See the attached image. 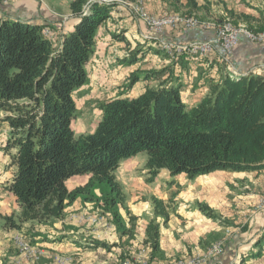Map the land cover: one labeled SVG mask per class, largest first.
<instances>
[{"label":"trees","instance_id":"obj_1","mask_svg":"<svg viewBox=\"0 0 264 264\" xmlns=\"http://www.w3.org/2000/svg\"><path fill=\"white\" fill-rule=\"evenodd\" d=\"M134 1L71 0L69 9L76 20L57 48L43 34L44 24L0 15V110L9 125L4 151L15 166L5 189L20 207L18 215L2 216L4 227L22 230L26 222L62 218L66 205L80 195L92 194L95 185L107 187L106 209L117 205L127 209L115 171L123 159L142 151L148 182L162 168L171 176L184 173L188 179L214 170L264 168V76L253 73L232 75L224 68L218 78L206 80L205 95L187 107L181 97L182 83L171 78L168 66L137 68L118 96L98 102L101 117L94 130L74 132L73 92L88 82L86 64L94 52L97 31L114 6ZM186 7L209 8L197 0H187ZM224 9L233 17V10L225 5ZM112 37L127 45L119 64L132 65L143 58L142 45L131 48L122 32ZM164 73L158 85H147L134 97L122 96L137 81ZM82 174H90L86 183L69 189L66 180ZM150 200L154 217L145 227L143 242L153 258L160 249L161 224L156 217L165 222L169 211L163 199L152 195ZM197 207L206 216L218 218L206 203L197 202ZM137 219L130 214V225L121 232L133 235ZM253 246L257 249L249 257L261 254L264 234Z\"/></svg>","mask_w":264,"mask_h":264},{"label":"crops","instance_id":"obj_2","mask_svg":"<svg viewBox=\"0 0 264 264\" xmlns=\"http://www.w3.org/2000/svg\"><path fill=\"white\" fill-rule=\"evenodd\" d=\"M70 1H60L66 7H64L66 12L63 16L47 6H38L32 0H14L7 6L0 4V15L10 19L51 26L56 30L59 41H61L63 36L72 29L76 20L71 15L68 7ZM144 1L148 11L153 14L160 13L163 10L161 0ZM224 1L228 3L226 8L233 10V19L246 23L250 28L264 26V0ZM197 2L201 4V2ZM127 15V8L124 4L119 3L111 10L112 21L115 24L120 23L125 30L124 35L127 40L132 45L135 42L143 43L140 39L143 34L142 23L135 22L136 24H134V22L130 21V16ZM210 33V31L206 32V34ZM206 34L200 35L192 31L181 38L193 36L194 38H203L206 37ZM96 39L97 47H101V53L105 54L110 53L109 48L113 46L112 43L122 44L114 41L108 35H104L101 39L96 36ZM101 40L103 41V46L99 44ZM117 52L113 53L114 57L121 58L126 55L127 47L123 46ZM181 54L183 55L178 57V62L168 64L169 59L167 58L165 63L171 66L174 76L182 83L181 97L187 107L195 105L205 95L207 92L206 80L208 78H218L224 68L232 75L253 73L264 76V43H253L243 36L239 38L233 53L232 62L229 65L222 61V53L219 49L207 58H196L187 53ZM139 63L140 61L125 66L124 70L131 72L139 67ZM116 66L121 67L122 65L117 64ZM88 78L90 81L89 74ZM148 84V80L137 81L133 88L139 86L141 88L135 95L129 97L137 96ZM2 118L0 111V119L2 120ZM8 134L9 125L2 120L0 124V146L3 145L2 138L4 137L7 140ZM134 157L123 159L115 174L127 197L128 207L134 215L138 216L136 234L126 241L127 236L123 235L120 237L114 229L103 231L102 233L93 224L79 221L76 214L93 209L94 200L100 197L97 193H92L95 194L94 196L91 194L80 195L66 205L62 218L50 219L43 223H24L23 228L28 230L32 242L41 246L44 250L43 256L36 262L31 263L21 258L13 244L12 237L17 230L3 226L2 216L11 214L16 216L20 207L15 196L5 189V185L8 183L15 166L11 164V160L9 162L8 155L0 147V264H53V257L56 254L71 255L73 264H118L122 255L136 256L140 249L145 248L143 243L145 227L148 221L154 217L153 206L149 197L142 200L141 196L146 194L147 191L150 194H156L163 185L167 187V182L171 181L168 178L171 177L168 171L163 172L160 170L154 181H144L146 169L144 167L141 168L137 163H133ZM181 174L185 175L184 173ZM89 177L90 174L74 175L66 180V185L69 189H72L86 183ZM160 178L164 181L161 182ZM196 179L197 177H195ZM70 180L72 184H68ZM193 186H198L197 191L216 192L220 196L230 192L228 187H231L232 193H236L239 199L237 205L241 206V211H239L237 218L242 219L250 216L249 232L231 237L218 261L221 264H240L241 260L245 258L241 264H264V248L259 256L249 257V254L257 249L256 247L254 249V242L264 231V209L252 211L254 204L263 194L264 168L253 171L214 170L205 175H199L196 184L191 185V187ZM179 197L183 201L180 202V207H178L180 208V210H177L178 215L170 214L166 223L162 224L160 228L159 252L166 257L184 255V253L193 249L200 250L203 243H199V241H202L204 236L219 233L221 229L226 228V225L220 223L218 219H212L194 207V198L192 196L181 195ZM212 201L208 202L211 207L213 205ZM187 206L190 207V211H186ZM157 220L160 221V217ZM125 221L127 225L128 218ZM101 242L106 243L107 246L102 245L103 243L101 244Z\"/></svg>","mask_w":264,"mask_h":264},{"label":"rangeland","instance_id":"obj_3","mask_svg":"<svg viewBox=\"0 0 264 264\" xmlns=\"http://www.w3.org/2000/svg\"><path fill=\"white\" fill-rule=\"evenodd\" d=\"M13 1L14 0H6V1L0 0V4L3 6H7ZM32 1H35L37 5L40 7L47 6L51 8L52 10L59 12V14H61L62 16L66 12L64 11L66 7L64 4L60 2L61 0H32ZM161 1L163 5V10L160 13H156V15L157 14L158 15L168 14L169 16L172 15L177 18H185V17L194 18L198 22L197 27L194 29L187 28L183 23H180L176 27L164 28L158 32H155L154 30L149 28V26H147V24L142 20V18L139 15H137V13H135L133 8H131V7H139V5L143 4L145 9L148 11L144 0H136L134 2L127 3L125 7L127 8V12H128L127 16H130L131 22H134V24L142 23L141 26L143 27V34L140 36V39L143 43L135 42L134 45H132V43H130V45L134 47L136 46V44L139 43L140 45H142V48L145 52L143 55V58L140 60L138 68L142 67V69H161V68L168 66L169 69L172 71L171 78L173 79L177 77L174 76L173 70L171 69V66L168 64H171V62L172 63L178 62L179 61L178 57L183 55L181 53L188 54V52L186 50L179 49L178 51H176V53L175 52L168 53L166 52V49H163L160 46V43L166 42V43H170L173 46L177 47V46H181L183 44H187V43H191L195 41L197 42L212 41L215 38V29L217 26L220 25L221 22H224V23L226 22V24L228 25L230 24L229 25L230 27L246 28V30H251V31H264V26L250 28L249 26L246 25V23L244 24L242 22H238L237 19H233L232 17H230L224 9V5L226 6L228 4L224 0H197L201 2V4H205L206 6H209V8L205 7V10H202V11H194L193 9L186 7L187 0H184V1L161 0ZM108 20H107L108 21L107 24H106L107 21H105L99 27L98 29L99 34L97 35L98 38L101 39L104 35H108L114 41L121 42L122 44L119 45V44L112 43L113 46L109 48L110 53L105 54V53H101L100 51L101 47H97V44H96L97 39H96L95 49L92 54V56L94 54L95 56H93V58L91 56L89 61L86 64L87 65L86 70H87V73L89 74L90 81L88 80L89 82L85 83L78 89H75L73 92V97L75 100L77 112H76L75 118L72 121V127L76 134L86 133V132L94 130L98 120L101 117V110L98 108V102L101 100H106V99H110V98H114L118 96L120 92L122 91L123 84L126 83L127 81L128 75L132 72V71L126 72L124 70L125 66H128V65L121 64L124 67L116 66L117 64L120 65L118 63V58L120 57L118 58L114 57L113 53L119 51L121 48H123V46L127 47V45L124 41H120V40L113 38L112 34L119 33V32H122L124 34L125 30L121 27L120 23L115 24L112 21L111 16ZM189 31L199 33L200 35L206 34V32L208 33V31H210L211 33L206 34V37L201 36L203 38H198V37L194 38V36L188 37V38H181L189 34L190 33ZM42 32L48 39L52 41L54 47L57 48L61 46L62 40L59 41V37L56 33V30L53 29V27L44 25ZM100 42L101 43L99 44L103 46V41L101 40ZM96 47H97V51H96ZM235 48H233L231 52H228L223 49L222 45L219 42H214L212 51L207 56H204V54L202 56L200 54H197V56H194V57L207 58L211 56L212 54H214V52L219 49L222 53V61L225 62L227 65H229L232 62L233 53H234ZM155 50H159V53H156ZM98 51L100 52L97 53ZM117 54L119 53L117 52ZM167 58L169 59L168 64L165 63V60ZM166 75L167 74L164 73V75H159L157 77H153V78L146 79V80H148V83H149L148 85L156 86L160 83V81L164 77H166ZM140 88H141L140 86L135 87V88L132 87L128 92L122 93V96L129 97V96L135 95L140 90ZM0 111L2 113V116H4L5 112L3 110H0ZM1 122L2 120L0 119V124ZM7 140L6 138L3 137L2 138L3 145L0 146L4 153H6L4 151V147L7 143ZM6 154L8 155L9 162H10L11 160L10 154L8 153ZM145 160H146V152L142 151L138 153L137 155H135L133 159V163H137L138 166L143 168ZM144 174H146V178H147L148 176L147 173H144ZM170 177L171 178H168V180H171V181L167 182L168 184L167 187L163 185L162 187L159 188V190L157 189L158 191L156 192V194H150L147 191L146 194H143L141 196L142 200H144V198H147V197H149V200H150V197L152 195H155L158 198L163 199L167 203L169 216H170V214H173V215L177 214V210H180V208L178 207H180V202H182L183 199H181L179 196L181 195L182 196H192L194 198L193 199L194 207L198 208L197 202L206 203L217 214L218 216L217 219L220 221V223H222L223 225H226V228L221 229L219 233L208 234L204 236L203 237L204 239L202 241H199V243H203L200 250L193 249L190 252L184 253V255H173L171 257H166L164 255H161V253L159 252L160 251L159 249L157 253L155 254V256L152 258L150 247L147 244H145V248L140 249V251L136 254V256L132 257L131 255H122L118 264H123L124 258H130L132 260L145 259L148 262L165 264L172 260L180 259V258H191L192 256L203 257L207 254L209 248H211V246L216 243L221 244V252L219 254H215V253L211 255L208 254V257L205 258V264H221L218 261L219 257L223 254L224 248L227 242L230 240V238L233 237L234 235L238 236V235H242L244 233L249 232L250 216L249 217L246 216L245 218H242V219L237 218L239 216V211H241V208H240L241 206L237 205L239 199L237 198L236 193H232L231 187L230 188L228 187L230 192L225 193L224 196H220L216 194V192H209V191L206 192L202 190L197 191L198 186L191 187L192 184L194 183L196 184L198 180V176L196 180L195 178L188 179L186 175H183V174L174 175V176L170 175ZM146 178L143 180L145 181ZM161 178H160V181L163 182L164 180ZM68 184H72V181L71 180L68 181ZM106 188L107 187H105L104 185H95L92 192L95 194L96 193L99 194L100 197H98L97 200H94L93 209H91L90 211H84L82 213L78 212V214H76L77 219L79 221H84V222L93 224L94 226L98 227L102 233L103 231L106 232L111 229H114L116 230V232L118 233L120 237L123 235L127 236L123 234V231L121 232V230H123L124 227L128 228L130 223L129 221H127L128 224L126 225L125 219L126 218L129 219V215L133 213L131 209L128 207V205H127V209H124L120 205H117L111 209H106L105 205L103 204V199L105 198L104 192ZM95 194H91V195L94 196ZM165 195H166V198H165ZM95 198L97 197L95 196ZM214 200H217V201H214ZM209 201H212V204H213L212 207L208 203ZM126 204H127V197H126ZM186 211H190V207L187 206ZM90 213H97V215L100 216V219L97 223H93L89 219L88 216L90 215ZM157 218L159 217H156V220ZM137 221H136L135 231L133 235L127 236L126 241L128 238L130 239L136 234ZM166 221L163 222V220L160 217V221L158 222L162 225V224H165ZM161 225H160V228H161ZM263 234H264V231H263ZM27 236L30 238L28 230L24 228L22 230H17L15 232V238L12 237L13 244L15 248L18 250V253L21 256V258L31 263L36 262L43 256L44 250L41 246H38L34 242H32L31 238L30 240L33 243L32 245H35L36 247H38L40 249V253L38 255H31L29 252L27 251L25 252V250L20 249L19 243H26ZM254 249L256 248L254 247ZM53 264H73V257L69 254H56L53 257ZM231 264H236V263H231Z\"/></svg>","mask_w":264,"mask_h":264},{"label":"built area","instance_id":"obj_4","mask_svg":"<svg viewBox=\"0 0 264 264\" xmlns=\"http://www.w3.org/2000/svg\"><path fill=\"white\" fill-rule=\"evenodd\" d=\"M6 1V0H4ZM139 15L142 20L155 32H158L164 28H172L178 26L180 23H183L187 28H196L198 22L195 19L190 17L185 18H173L168 14L156 15L149 13L143 4L139 7H131ZM204 24V23H203ZM243 36L247 40L253 43H264V31H251L246 30V28H235L230 27L229 25H224V22L220 23V26H217L215 29V38L212 41H195L181 46H173L170 43L162 42L160 46L163 49H166V52L172 53L178 51L179 49H188V55L197 56V52H204V56H207L213 47L214 42H219L223 49L231 52L235 48L239 38ZM264 208V191L262 196L254 204L252 211ZM93 223H97L100 219V216L97 213H90L88 216ZM15 238V234L13 236ZM30 238L27 236L26 243H19L20 249L29 252L31 255H38L40 249L35 245H32ZM221 252V244L216 243L209 248L207 254L203 257L201 256H192L191 258H180L172 260L165 264H205V258L208 257V254H219ZM67 259V258H65ZM123 264H163V263H154L148 262L145 259L132 260L130 258H124Z\"/></svg>","mask_w":264,"mask_h":264},{"label":"bare ground","instance_id":"obj_5","mask_svg":"<svg viewBox=\"0 0 264 264\" xmlns=\"http://www.w3.org/2000/svg\"><path fill=\"white\" fill-rule=\"evenodd\" d=\"M172 16V15H171ZM173 18H177L175 16H172ZM191 19H194V18H191ZM224 25H228L226 24V22L224 23ZM230 25V24H229ZM220 26V25H219ZM183 50H186L188 52V49H183ZM197 54H200L201 56L204 54V52H197Z\"/></svg>","mask_w":264,"mask_h":264},{"label":"water","instance_id":"obj_6","mask_svg":"<svg viewBox=\"0 0 264 264\" xmlns=\"http://www.w3.org/2000/svg\"><path fill=\"white\" fill-rule=\"evenodd\" d=\"M161 170L164 171V172H167L168 171L166 168H162Z\"/></svg>","mask_w":264,"mask_h":264}]
</instances>
